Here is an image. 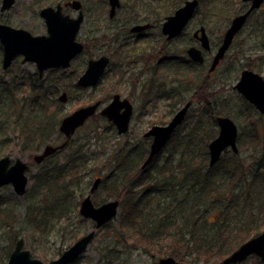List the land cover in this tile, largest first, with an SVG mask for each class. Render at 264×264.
I'll list each match as a JSON object with an SVG mask.
<instances>
[{
	"label": "rangeland",
	"instance_id": "obj_1",
	"mask_svg": "<svg viewBox=\"0 0 264 264\" xmlns=\"http://www.w3.org/2000/svg\"><path fill=\"white\" fill-rule=\"evenodd\" d=\"M66 1L70 0H15L14 5L7 12H0V22L14 27L23 25L27 29L34 30L35 32H33L36 34L44 33V26L42 23L33 21L34 8H31L34 6L36 8L45 7L53 5L56 2ZM79 1L83 3L88 16L82 25L80 39L83 41L87 37L96 39L103 35L106 36L105 40H100L94 46L88 45V55L96 56L107 49L115 53V55L120 54L121 51L119 47H116L117 43L109 40L113 36L120 35L122 28H126V32H129V24H132L129 22L134 20H147L153 23V26L147 32H151L149 38L145 36L146 38L142 37V39L138 40L136 43L128 42L129 44L126 45L124 49H129V51L132 50L131 53L128 52L131 55H139L141 53L144 56H149L155 54L159 48L158 45L161 42V38H163L162 35H160L159 28L165 16L171 15L185 0H120V7L116 10L115 16L111 19L108 18L107 14L109 8L107 0ZM248 6L247 2L242 0L200 1L194 17L187 24L184 32L178 39H174L170 44L165 46L167 52H170L171 55L176 48L191 44L193 42L191 38L192 33L199 26L205 28L210 45L212 46V49L215 50L216 47H219L221 37L229 26L232 18L240 12H243ZM263 9L264 5L255 9L249 19H246L241 30L235 35L216 71L210 77V86L208 90L214 94L210 99L212 102L210 106L212 108H207L203 102L194 101L187 112L185 120L180 123L179 129L176 133H179V139H181L186 133V130L188 128L191 129L192 126H196L197 128L195 138L191 139L193 143L197 144V146L200 144V141H202L199 139L203 134L202 132L207 131V133H209V128L212 129V132L210 133H212L213 138L217 135V128L214 124L209 125V119H211L212 116L223 115L221 113H225V116L230 117L237 124L238 132L241 135L239 140L240 143L237 144V147L240 150L242 148L240 156L247 162H252L251 159L253 157V152H251V148L247 142V134L248 131L253 128L252 126H255L256 124L264 125V115L262 116L258 114L254 108L249 110L246 106V103L248 102H243L239 93L234 89V85L239 81L243 69L252 70L264 77ZM116 33H118V35ZM148 40H150L149 43ZM129 41H131V39ZM117 42L123 46L125 44L121 42L119 36ZM85 57H87L86 53L83 54L82 57H79V60L75 61L74 67L76 70H74V68L72 70H56L55 72H45L41 77H37V74H35V65L29 62L22 63L21 58L15 60L7 70L3 71L0 54V91L2 86L6 84L9 86L11 85L13 88L16 87V89H14L15 94L12 96V98H14V103L12 102V104L15 105L18 113L27 111L31 117L34 114L39 113L40 108L44 106L42 98H45L48 102L54 98L53 100H57L59 103L58 107L62 119L64 116L72 113L79 107L90 105L98 100L102 101L104 98L109 100L110 92L114 89L118 90V92H121L122 95L126 97H131L135 111L130 128L122 137H119L113 130H108L106 128L107 125L102 120L101 116L94 113L90 116L91 118H89L87 122L72 135L70 140L68 139L69 141H66L65 146H62L60 152L43 161L41 165L35 163L33 157L39 154L46 144L57 145L62 143L65 141V136L62 135V133L57 132L50 139L45 140V142L39 145V147H36V145H33L32 143L28 144L26 148L32 155L30 159L32 160V170L28 172L30 179L27 183V190L32 186L31 176L41 167L49 166L56 160H62L64 156H67L75 149H80L84 151L87 156L86 169L83 181L75 186L72 185V187H74L73 189L75 190L76 197L80 194H82V196L78 198V205L76 209H71L69 216L62 217L60 220H55L48 234L41 238L34 239L35 242H33L28 237V226L23 218L27 190L23 197H19L14 193L11 186L0 187V199L16 198L17 202L20 204L19 209L16 210L14 214L16 215L14 223L7 228L4 227L0 229V250H2V247L7 245L14 234H16L18 235L17 239L20 237L23 238L24 248L30 251L32 257L38 258L45 263H49L51 260L58 258V256L77 239L93 230L94 236L90 241L86 252L74 264H150L162 257L171 255L165 253L159 254L157 252V244L151 246V248H146L147 252H145L143 251V248H145L143 245L142 247L138 246L141 244L135 246L133 241H127L125 238L127 237L125 234L127 230L123 233L119 228L118 207L116 214L110 220L104 222V224L98 227L90 218H84L79 215L78 207L79 201L89 192V187L96 177L99 176L103 178L107 175H111L112 177L106 180L108 183L116 177L118 178L120 173L118 171L119 169H116V165L119 163L121 155L134 148L132 153L131 151L129 152L134 159L137 155H141L146 151L149 143L146 141L147 138H142L141 136H143V133L147 130L149 125L148 122L151 119L157 117L162 118L164 112L169 111L171 114L182 105H178L179 102H176V99L178 98L175 100L174 98H171L169 100L170 103H168L169 101L156 102V108L152 109L149 103L145 104L147 101L146 98L151 96L148 95L150 92H148V94H142L140 92L142 90L141 85H143L149 77H154L156 74H158V77L160 78L164 79L165 77L168 82L172 81L174 78H172L173 75H171V73H166V70L163 69V67L152 64L153 61H150V63H143L137 68V71L143 69V74L137 80L139 85L136 86L135 91H131V88L127 85L121 87V89L116 86L114 82V71L112 70L102 80L100 86L95 89H88L83 93H78L80 91L77 92L74 90V81H72L70 74L76 72L79 75V73L82 72L84 67L82 66V68H80L81 60H84V63H86ZM168 66L171 68L172 64L169 63ZM128 72L132 73V69H128L126 72V78ZM183 78L187 80L190 77L184 76ZM154 84L156 87L161 85L158 80L154 82ZM109 85H112L113 87H109ZM39 86H42V91L38 88ZM171 87L172 86L170 85V88ZM192 88L193 85L186 88L181 94V96H184L183 98H185V100L192 95ZM55 89H59V92L54 96L52 95V92ZM63 92L66 93V100L60 101L58 97ZM201 92L202 90H199V94H201ZM5 101H8V98L3 96V98L0 99V103L2 102L0 105L4 110L3 115L0 116L1 121L9 118V115L7 116L6 114L9 106L4 104ZM166 105L171 106L166 107ZM58 107L55 108V111H57ZM200 112L201 115L199 116L198 114ZM10 137L12 140H16L14 139V134H11ZM212 138H210L209 141ZM16 142L18 141L16 140ZM19 144H21V142H19ZM22 145H25L24 142H22ZM181 146L183 149V156L187 155L184 141H181ZM174 148V144H169L167 152H163L160 155L161 161L167 156L168 151ZM205 150H207V145ZM188 152H191V155L194 156L199 155L197 149ZM230 153L231 151L227 150L224 152V156L230 155ZM8 155H10L12 159L19 157L25 161L29 157L28 154L21 155L17 151ZM1 157L2 156H0V158ZM160 164L161 163H159V165ZM153 172L156 173L154 169H150V173L153 174ZM105 183H103L101 187L99 186L97 191H95L91 197L95 206H100L108 202V200L115 199L109 197L104 191ZM260 186L261 183L259 184V187ZM140 189L141 190L136 188L135 191H138V194H140L141 191H143L142 188ZM37 196L40 198V195ZM158 196L159 195L155 192H150V198L153 200L156 199L154 201L155 203L159 198ZM261 199H264L263 195ZM262 202L264 201L262 200ZM164 203L165 202L163 201L161 202L162 205H164ZM262 207L263 209L257 208V211L253 210V213H259L258 215L260 218L264 214V203H262ZM147 208L153 210L152 204L148 205ZM217 215L218 210L213 211L210 218H217ZM60 249L62 252L58 254ZM163 250L167 251L166 248H163ZM110 257L113 258L108 259ZM171 257L180 264H192L188 262H180L173 255ZM252 259L253 258H249L246 264H251L253 261ZM191 260L192 258L188 259V261ZM193 264L212 263L210 261L206 262L204 258L201 257L200 259L195 260Z\"/></svg>",
	"mask_w": 264,
	"mask_h": 264
},
{
	"label": "trees",
	"instance_id": "obj_2",
	"mask_svg": "<svg viewBox=\"0 0 264 264\" xmlns=\"http://www.w3.org/2000/svg\"><path fill=\"white\" fill-rule=\"evenodd\" d=\"M262 12L264 17V9ZM75 77L76 74L71 75L72 81ZM38 88L42 91V86ZM14 89L16 87L6 84L0 91V99L3 96L8 98L4 104L9 106L6 113L9 118L4 121L0 118V156L17 151L21 155L28 154L31 159V152L26 148L28 144L39 147L59 132L58 125L62 115L59 103L54 98L49 102L42 98L44 106L31 117L27 111L18 113L12 104ZM198 90L194 93L205 101ZM58 92L59 89H55L52 95L55 96ZM169 98H173L172 94ZM243 102L245 103L244 99ZM246 106L249 110L253 109L249 103ZM3 112L0 105V116ZM252 127L247 134V142L253 152L251 163L240 156L241 148L236 154L231 152L224 156L223 153L213 166H208L205 148L213 136L210 133L212 129L209 128L210 134L202 132L199 137L202 141L197 146L191 140L195 138L196 126L188 128L181 139L179 133L175 134L170 141L175 148L169 150L162 161L156 155L143 170L139 169L140 155L137 159H133L129 152L121 155L116 165L120 173L118 178L108 183L106 180L112 176L107 175L102 178L99 186L106 182V194L120 200L118 223L123 233L127 230L126 240L133 241L135 246L143 245L145 252L146 248L157 244L159 254L173 255L180 262L193 264L203 257L206 262L220 264L241 243L263 231L264 214L260 218L259 213H253V210L263 209L264 203V199H261L264 196V125L256 124ZM11 134H14V139L18 142L12 140ZM181 141H184L187 152L185 156L183 152L179 155L177 151L178 147L183 151ZM194 149L199 152L198 156L188 152ZM58 152L60 150L54 155ZM86 159L84 151L75 149L62 160L41 167L31 176L32 186L26 193L23 215L31 241L35 242L34 239L46 236L55 220L69 216L71 209H76L78 198L82 194L76 197L72 185L83 181ZM150 169H154L156 173L151 174ZM136 188H142L143 191L138 194ZM150 192L159 195L156 203V199L150 198ZM162 201L165 202L164 205L161 204ZM150 204L153 210L147 208ZM19 206L16 198L0 199V229L14 223V214ZM217 210V218H210L213 211ZM17 237L14 234L10 242L0 250V264L6 263ZM60 252L61 249L58 254ZM189 258L192 260L188 261ZM252 260L251 264L261 263L257 257Z\"/></svg>",
	"mask_w": 264,
	"mask_h": 264
},
{
	"label": "water",
	"instance_id": "obj_3",
	"mask_svg": "<svg viewBox=\"0 0 264 264\" xmlns=\"http://www.w3.org/2000/svg\"><path fill=\"white\" fill-rule=\"evenodd\" d=\"M250 2L249 7L242 13L237 14L230 21L229 26L223 34L221 44L214 54L209 71H212L220 59L231 45L235 35L243 27L247 17L251 11L260 8L264 0H242ZM14 3V0H2L0 9L7 10ZM198 0H185L171 15H168L161 26V31L170 39L178 35L185 27L188 21L198 7ZM73 6L80 5L79 1L73 0ZM110 5L109 15L115 13V9L119 7V0H108ZM40 15L44 17L47 35H32L29 31L22 28H15L7 24L0 23V44L2 47L1 66L6 70L13 60L18 56H22V62H33L39 74L51 68H67L71 60L82 52L83 45L76 40V34L82 20L81 13L75 19H67L61 17L60 6L57 9L45 7L41 10ZM132 30H136L133 28ZM200 42L203 49H209L208 37L203 26L200 27ZM197 33V32H196ZM188 55L195 61L202 62L203 56L201 50L190 47L187 50ZM107 57L102 56L96 60L88 62L87 69L78 77L77 85L81 87L95 86L99 77L103 73L107 64ZM237 91L244 97L246 101L251 103L259 112L264 113V78L261 74L252 70L244 69L241 72L239 81L234 86ZM118 95L107 105L101 113L111 120L119 134L124 133L128 127L130 116V104L128 100H123L125 111L117 114ZM58 99L66 100V93L63 92ZM98 106V102L79 107L72 113L64 116L58 126V130L66 139H69L75 130L84 124L87 118L94 114ZM189 102L185 103L172 117V119L162 126H152L146 135H153V141L150 146L148 157L144 161L142 167L146 166L156 153L165 145L170 138L175 127L179 125L185 117ZM219 132L208 144L209 165H214L220 158L223 151L230 147L234 153L238 152L236 143L237 127L236 124L227 116H219L216 119ZM61 146L46 145L42 152L34 156V161L40 163L45 157L51 155ZM11 158L3 156L0 158V187L11 185L17 196L25 193L28 176L26 172L29 170L27 162L19 157L15 158L10 164ZM101 181L97 177L92 182L90 193L93 192ZM118 201L109 200L108 202L94 206L90 194L80 202L79 213L84 218H90L96 223V226L104 224L110 220L117 212ZM94 236L91 230L81 236L71 246L65 249L58 258L45 263L38 258L30 255V251L25 249L23 238H19L10 252L5 264H70L76 261L86 249ZM251 255L258 256L264 261V230L259 234L249 238L240 244L235 250L224 257L220 264H238ZM150 264H180L173 257L167 256L158 259Z\"/></svg>",
	"mask_w": 264,
	"mask_h": 264
},
{
	"label": "flooded vegetation",
	"instance_id": "obj_4",
	"mask_svg": "<svg viewBox=\"0 0 264 264\" xmlns=\"http://www.w3.org/2000/svg\"><path fill=\"white\" fill-rule=\"evenodd\" d=\"M72 1L73 0H70V1H66V2H56L55 4H53V5H48V6H45V7H52L53 9H57V6L59 5L60 6V14H61V17H66L67 19H75V18H77L78 16H79V14L81 13V15H82V20H81V22H80V25H79V29H78V31H77V34H76V40L77 41H79V42H81L82 43V45H83V50H82V52L81 53H79L78 55H76L72 60H71V62H70V65H69V67H67V68H51V69H48V70H45L43 73H45V72H51V71H56V70H59V71H62V70H72L73 68H74V70H76L75 69V67H74V63H75V61L76 60H79V57H82V55L83 54H87V57H85L86 58V63H84V60H81V66H80V68H82V66L84 67L83 68V70H82V72H80L79 73V75L76 73V72H72V74H70V75H73V74H76V77H75V79H74V90H76L77 92L78 91H80V92H78V93H83V92H85V91H87L88 89H95L96 87H98V86H100L101 85V83H102V80L106 77V75L110 72V71H114V82H115V85L116 86H118L120 89H121V87H125V85H127V86H129L130 88H131V91H135V88H136V86L137 85H139V83H138V78L139 77H141V75L143 74V69L141 70V69H139L138 71H137V68L141 65V64H143V63H150V61H153L152 62V64H156V65H159V66H161V67H163V69H165L166 70V73H171V75H173L172 76V78H174L172 81H167L166 80V78L164 77V79L163 78H160V77H158V74H156L154 77H149V79L148 80H146L145 81V83L143 84V85H141L142 87V90L140 91L142 94H148V92H150L148 95H151V96H149V98H146L147 99V101H146V103L145 104H150L151 105V108L152 109H154V108H156V102H159V101H164V102H168L169 100H170V98H169V95H171L172 94V96H173V98H174V100L176 99V98H178V102H179V104L178 105H181V106H184L185 105V103H187V102H189V106H188V108H187V112H188V110H189V108L191 107V105H192V103L194 102V101H200V102H202V99H200V97L198 96V95H196L194 92H195V90L196 89H199L200 91L202 90V93H205V97L207 98V96H209V98H207V101H204L205 102V106L207 107V108H212L210 105L212 104V102L210 101V99L214 96V94H212V92L210 91V90H208V88H209V86H210V84H209V81H210V77L213 75V73L216 71V69H217V67H218V65H219V63L221 62V60L224 58V56H223V58L222 59H220L219 60V62L216 64V66H215V68L212 70V71H209V68H210V65H211V63H212V60H213V57H214V54L216 53V50H217V48L218 47H216L215 48V50L214 49H212V46L210 45V42H209V39H208V42H209V49H203L202 48V46H201V42H200V39H199V37H200V34H201V32H200V27L201 26H199L198 28H196L194 31H193V33H192V36H191V38H192V40H193V42L191 43V44H189L188 46H183V47H178V48H176L174 51H173V53L170 55V52H167V50H166V48H165V46L166 45H168V44H170L171 43V41H173L174 39L176 40V39H178L179 38V36L184 32V30H185V28H186V26H187V24L190 22V20L194 17V15H195V13H196V11H197V8H196V11H195V13L193 14V16H192V18L188 21V23L185 25V27L181 30V32L178 34V35H176V36H174V37H172V38H170V39H167L166 38V35L165 34H163L162 33V31H161V26H162V24L160 25V28H159V31H160V35H162V37L163 38H161V42L159 43V48L157 49V51L156 50H154V51H156V53L155 54H153V55H149V56H144L143 54H139V55H135V54H133V55H131V54H129L128 52H130L131 53V51H129V49H124V47L126 46V45H128L129 43L128 42H133V43H136L138 40H140V39H142V37L143 38H146L145 36H147L148 38H149V35H150V33L151 32H149V33H147L150 29H151V27L153 26V23L152 22H150V21H147V20H142V21H138V20H134V21H131V22H129V23H132L131 25L129 24V29H128V31L129 32H126V28H122L121 29V33H120V35H118V33H116L118 36H119V38H120V40H121V42L122 43H125L124 44V46L123 45H121V44H119L118 42H117V40H118V36H113L109 41H111V42H116L117 43V46L116 47H119V49H120V51H121V53L120 54H118V55H115V53H113L112 51H109L108 49L106 50V51H102L99 55H96V56H92V55H88V53H87V47H88V45H91V46H94L95 44H97L100 40H105L106 39V36L105 35H103V36H101V37H98V38H96V39H91V38H89V37H87L85 40H81L80 39V31H81V29H82V25H83V23H84V21H85V19H86V17H88L87 16V14H86V11H85V9H84V6H83V3H81V1H79V0H77V1H79V3H80V5L78 4L77 6H73V4H72ZM120 1V0H119ZM14 3H15V0H14ZM14 3L11 5V7L14 5ZM1 4H2V0H1V2H0V7H1ZM107 4H108V0H107ZM247 4L249 5L250 4V2H247ZM10 7V8H11ZM45 7H39V8H36L35 6L34 7H32L31 9H33L34 8V11H33V21L34 22H36L37 21V23L39 22V23H42V25L44 26V33H39V34H36V33H34L35 31L34 30H32V29H27L26 27H24L23 25H19L18 27H15V28H22V29H25V30H27V31H29L32 35H47V28H46V23H45V19H44V17H42L41 15H40V12H41V10L43 9V8H45ZM108 12H107V14H108V18L109 19H111V18H113L114 16H115V13H116V10L120 7V5H119V7H117L116 9H115V13L112 15V16H110L109 15V9H110V5L108 4ZM10 8H8L7 10H4V11H2L1 9H0V12L1 13H5V12H7ZM168 16V15H167ZM167 16H165V18L167 17ZM165 18H164V20H165ZM164 20H163V22H164ZM162 22V23H163ZM0 23H2V22H0ZM3 24H6V23H3ZM7 25H9V24H7ZM11 26V25H10ZM12 27H14V26H12ZM133 28H136V30H132ZM205 29V28H204ZM34 31V32H33ZM197 32V33H196ZM206 32V31H205ZM128 35H126V34ZM208 37V36H207ZM222 38H223V35H222V37H221V41H222ZM131 39V41H129ZM220 41V42H221ZM150 42V40H148V43ZM221 44V43H220ZM219 44V45H220ZM122 46V47H121ZM0 47H1V44H0ZM190 47H195V48H197V49H199V50H201V54H202V56H203V60H202V62H199V61H195V60H193L189 55H188V53H187V50L190 48ZM116 50V49H115ZM153 51V52H154ZM0 54H1V58H2V47H1V50H0ZM225 55V54H224ZM102 56H105V57H107V59H108V61H107V64H106V66H105V69H104V71H103V73L101 74V76L99 77V80H98V82H97V84L95 85V86H88V87H81V86H79V85H77V79H78V77L87 69V67H88V62L90 61V60H96V59H98V58H100V57H102ZM18 58H21V62H22V56H18L15 60H17ZM2 60V59H1ZM15 60H13V62L15 61ZM12 62V63H13ZM22 63H26V62H22ZM29 63H32V64H34L33 62H29ZM83 63H84V65H83ZM172 64V66H171V68H170V66H168V64ZM35 65V64H34ZM35 67H36V65H35ZM248 67V66H247ZM9 68V67H8ZM7 68V69H8ZM127 68V69H126ZM6 69V70H7ZM128 69H132V73L131 72H128L127 73V78H126V72L128 71ZM244 70V69H243ZM242 70V71H243ZM249 70V69H248ZM3 71H5V70H3ZM43 73L40 75L39 74V72H38V70H37V67H36V73L35 74H37L36 76L37 77H41L42 75H43ZM167 74V75H168ZM241 75V74H240ZM184 76H189L190 78H188L187 80H185V78H183ZM187 78V77H186ZM240 78V77H239ZM264 78V77H263ZM159 81L160 83H161V85L160 86H158V87H156V85L154 84V82H156V81ZM165 80V81H164ZM167 81V82H166ZM143 82H144V80H143ZM138 83V84H137ZM114 85V86H115ZM170 85L172 86L171 88H170ZM189 85V86H188ZM193 85V92H192V95L188 98V99H186L185 100V98H183L184 96L182 95L181 96V94L183 93V91L186 89V88H189L190 86H192ZM109 87H113L112 85H109ZM117 87V88H118ZM236 89V88H235ZM199 90H198V92H199ZM236 91H237V89H236ZM238 92V91H237ZM111 93V94H110ZM109 94V100H107V99H103L102 101L101 100H98V101H96V102H98V106H97V109H96V111L94 112L95 114H97V115H99V116H101V118H102V120L106 123V125H107V129L108 130H110V131H114L119 137H122V136H124L126 133H127V131L129 130V128H130V125H131V121H132V119H133V116H134V105H133V103H132V101H131V97H129V96H124V95H122V93L121 92H118V90H116V89H114V90H112L111 92H110ZM239 93V92H238ZM141 94V95H142ZM115 95H118L119 97H118V102H117V105H119V107H117V114H122V112H124L125 111V107L123 106V100H128V103L130 104V116H129V122H128V127H127V130L124 132V133H121V134H119L118 133V131H117V128H116V126H115V124L111 121V120H109L108 118H107V116L106 115H104V114H102L101 113V111L107 106V105H109L110 104V102L113 100V98H114V96ZM201 95V94H200ZM239 95L244 99V97L239 93ZM176 96V97H175ZM155 97V98H154ZM108 98V97H107ZM245 100V99H244ZM246 101V100H245ZM96 102H94V103H96ZM176 102H177V100H176ZM180 102H182V103H180ZM248 102V101H247ZM168 103H170V101L168 102ZM249 103V102H248ZM93 104V103H92ZM250 105H252L251 103H249ZM177 105V106H178ZM168 106H171V105H168ZM167 105H166V107H168ZM180 106V107H181ZM253 106V105H252ZM180 107L178 108V109H176L173 113H171L170 114V112L168 111V112H164V116L161 118V117H157V118H154V119H151L149 122H148V127H147V130L143 133V136H141L142 138L143 137H145V138H147L146 139V141H147V143H149L148 145H147V149H146V151H142L143 152V154H141L140 155V157H141V159L138 161V164H139V169L140 170H143V169H145L151 162H152V160H153V158L156 156V155H161L163 152L165 153L166 151H167V147H168V145L170 144V141H171V139H172V137L173 136H175V134L177 133V131H178V129H179V126H180V124L179 125H177L176 127H175V129H174V131H173V133L171 134V136H170V138L168 139V141L165 143V145L160 149V151L158 152V153H156L155 155H154V157L152 158V160L146 165V166H144V167H142V165H143V163H144V161L146 160V158L148 157V153H149V150H150V146H151V143H152V141H153V135H146V133H147V131L152 127V126H155V125H158V126H162V125H166L171 119H172V117L174 116V114L180 109ZM253 108L257 111V113L258 114H260V115H264V113H261V112H259L254 106H253ZM187 112H186V114H187ZM185 114V115H186ZM68 115V114H67ZM92 116V115H91ZM224 116V115H223ZM228 117V116H227ZM89 118H91V117H89ZM89 118H87L86 119V121L84 122V124L87 122V120L89 119ZM230 118V117H229ZM231 119V118H230ZM183 120H185V118L183 119ZM183 120H182V122H183ZM213 121V124L216 126V128H217V134H218V132H219V127H218V125H217V122H216V118L214 119V117H212L211 119H210V121ZM232 120V119H231ZM233 121V120H232ZM181 122V123H182ZM234 122V121H233ZM235 123V122H234ZM83 124V125H84ZM236 124V123H235ZM83 125H81L80 127H82ZM59 126V125H58ZM80 127H78L76 130H75V132L80 128ZM236 127H237V124H236ZM59 131V130H58ZM74 132V133H75ZM63 135V134H62ZM217 136V135H216ZM72 137V136H71ZM70 137V138H71ZM215 137V136H214ZM213 137V138H214ZM70 138H69V140H70ZM212 138V139H213ZM211 139V140H212ZM68 139H66L65 138V141H63L62 143H60V144H57V145H54V146H61L60 148H58L57 149V151H59L61 148H62V146L64 147L65 146V143H66V141H67ZM68 140V141H69ZM210 140V141H211ZM240 134H239V132H238V127H237V137H236V143L238 144V143H240ZM209 141V142H210ZM209 142H208V144H209ZM208 144H207V157L209 158V150H208ZM46 145H48V144H46ZM46 145H44V146H46ZM50 145H52V144H50ZM129 146V145H128ZM238 146V145H237ZM132 147V146H131ZM44 148V147H43ZM121 148V147H120ZM132 149V148H131ZM43 150V149H42ZM134 150V148L132 149V150H129V152L131 151V153H132V151ZM227 150H229V151H231L232 153H234L233 152V150L230 148V147H227L224 151H223V153L225 152V151H227ZM57 151H55L54 153H56ZM42 152V151H41ZM40 152V153H41ZM183 151L182 150H180V148L178 147V153H179V155L182 153ZM238 152H239V148H238ZM39 153V154H40ZM54 153H52L51 155H49V156H47V157H45L40 163H37V162H35L34 161V159H33V161L35 162V163H37L38 165H41V163L43 162V161H45L46 159H48L49 157H51L52 155H54ZM222 153V154H223ZM130 154V153H129ZM234 154H236V153H234ZM3 156H9L10 157V155H8V154H5V155H3ZM2 156V157H3ZM137 157H138V155H137ZM137 157L135 158V159H137ZM11 158V157H10ZM15 158H17V157H15ZM34 158V157H33ZM13 160L14 159H12L11 158V162H10V164L13 162ZM26 162H27V164H28V166H29V170H28V172H30L31 170H32V160H30L29 159V157L26 159ZM137 163V162H136ZM28 172H26V174H27V176H28ZM99 177V176H98ZM97 178V177H96ZM101 178V177H100ZM29 176H28V181H29ZM94 181V180H93ZM92 181V182H93ZM101 182V181H100ZM28 183V182H27ZM99 185H100V183H99ZM99 185H98V187L93 191V192H91L90 193V188H91V186H92V183H91V185H90V187H89V192L86 194V195H88V194H90V197H92V195H93V193L95 192V191H97V189L99 188ZM5 186H8V185H5ZM9 186H11V185H9ZM26 187H27V185H26ZM27 190V189H26ZM26 190H25V193H26ZM25 193H24V195H25ZM24 195H22L21 197H23ZM86 195L79 201V206H80V202L86 197ZM20 197V196H19ZM92 200V199H91ZM113 200H117L118 201V208H119V202H120V200L119 199H113ZM109 201V200H108ZM92 203H93V201H92ZM94 205V204H93ZM95 206V205H94ZM97 206H99V205H97ZM78 212H79V207H78ZM79 215H80V213H79ZM20 238H22V237H20ZM19 239V238H18ZM17 239V240H18ZM16 240V241H17ZM78 240V239H77ZM15 241V242H16ZM73 244V243H72ZM14 245H15V243H14ZM71 246V245H70ZM24 247V246H23ZM13 248H14V246H13ZM68 248V247H67ZM66 248V249H67ZM12 251V250H11ZM10 254V253H9ZM83 255V254H82ZM81 255V256H82ZM9 256V255H8ZM60 256V255H59ZM58 256V257H59ZM81 256L78 258V259H80L81 258ZM253 257H257V258H259L258 256H256V255H251V256H249L247 259H245L244 261H242V262H240V263H238V264H244V263H246L247 262V260L249 259V258H253ZM8 259V258H7ZM77 259V260H78ZM76 260V261H77ZM259 260L261 261V263H263L264 264V261H262L260 258H259ZM76 261H74V262H72V263H70V264H74ZM156 262V261H155ZM151 263H153V262H151ZM260 263V264H261Z\"/></svg>",
	"mask_w": 264,
	"mask_h": 264
},
{
	"label": "bare ground",
	"instance_id": "obj_5",
	"mask_svg": "<svg viewBox=\"0 0 264 264\" xmlns=\"http://www.w3.org/2000/svg\"><path fill=\"white\" fill-rule=\"evenodd\" d=\"M248 7H249V6H248ZM246 9H247V8H246ZM246 9H245V10H246ZM245 10H244V11H245ZM244 11H243V12H244ZM240 13H242V12H240ZM240 13H239V14H240ZM234 86H235V85H234ZM234 89H235V87H234ZM201 95H203V96L205 97V93H201ZM207 98H209V96H207ZM207 98L205 97V101H207ZM202 102H203L204 105H205L204 100H202ZM221 114H223V115L225 116V113H221ZM223 115H215V116H212V117H214V119H215V118L217 119V117H219V116H223ZM212 117H211V118H212ZM209 120H210V119H209ZM216 122H217V121H216ZM212 123H213V121L211 120V121L209 122V125H211ZM207 165L210 166V165H209V158H208V157H207ZM212 166H213V165H212ZM178 174H179V173H178ZM180 175H181V174H180Z\"/></svg>",
	"mask_w": 264,
	"mask_h": 264
}]
</instances>
